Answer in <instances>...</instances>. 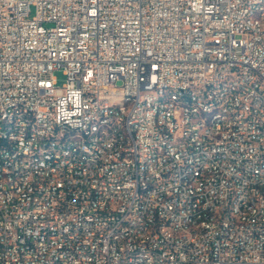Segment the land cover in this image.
I'll return each mask as SVG.
<instances>
[{
	"label": "built area",
	"instance_id": "1",
	"mask_svg": "<svg viewBox=\"0 0 264 264\" xmlns=\"http://www.w3.org/2000/svg\"><path fill=\"white\" fill-rule=\"evenodd\" d=\"M259 5L0 0V264H264V207L242 220L243 208L264 200ZM162 84L199 94V103L172 96L154 111L149 89L165 93ZM133 90L138 101L127 100ZM116 103L122 112H111ZM211 107L231 110L232 121L199 123ZM25 108L45 125L28 116L2 140L3 120ZM67 120L85 128L82 147L95 157L75 160L71 146H49L71 133ZM33 126L43 127L41 138ZM33 148L50 151L47 163ZM201 211L208 226H198ZM144 227L151 238L134 241ZM140 248L152 250V261L139 259Z\"/></svg>",
	"mask_w": 264,
	"mask_h": 264
},
{
	"label": "bare ground",
	"instance_id": "2",
	"mask_svg": "<svg viewBox=\"0 0 264 264\" xmlns=\"http://www.w3.org/2000/svg\"><path fill=\"white\" fill-rule=\"evenodd\" d=\"M256 26H264V0H260V5L256 10ZM209 86H217V79H209ZM162 91L165 93H157V89H149V96H155L154 111H162L165 102L171 101L174 96V104H198L199 94L183 93L182 88L177 85L162 84ZM231 91H238V84H231ZM140 90L127 92L128 101H138ZM123 103L111 105V112H122ZM190 115H198V108H190ZM28 116H31L33 125H45V118H41L35 114L34 108H25V114H10V119L3 120L2 140H9L11 130H16V124L28 123ZM225 121H232V111L222 109L221 107H211L203 111V115H199V123L206 121H217L219 117ZM67 131L71 133L62 138L50 137L49 146L63 148L71 146V152L75 155V160H83V156L95 157V150L86 146L85 128L78 126L75 120H67ZM43 127L33 126L32 135L34 138H41ZM117 134L120 138H127V129L125 126H117ZM79 141V144H75ZM31 155V148H22L21 156ZM33 155H37V161L47 163L50 158V151L45 148H33ZM216 153H207V161H215ZM99 164H106V156H99ZM197 166H188V175H196ZM264 200L263 198H255L254 203H249V207L243 208L242 220H249V217L261 216L263 214ZM226 207H215V215H225ZM233 223H241V216H233ZM209 225V211H201V218L198 219V226ZM151 238V227H144L142 232L134 233V241H144ZM139 259L142 261H152L153 252L148 248L139 249Z\"/></svg>",
	"mask_w": 264,
	"mask_h": 264
},
{
	"label": "rangeland",
	"instance_id": "3",
	"mask_svg": "<svg viewBox=\"0 0 264 264\" xmlns=\"http://www.w3.org/2000/svg\"><path fill=\"white\" fill-rule=\"evenodd\" d=\"M55 75L58 77L59 84H62L65 80V75L62 70H56Z\"/></svg>",
	"mask_w": 264,
	"mask_h": 264
}]
</instances>
